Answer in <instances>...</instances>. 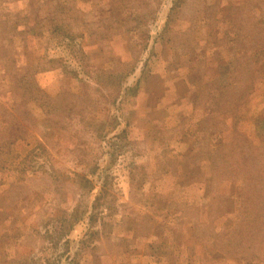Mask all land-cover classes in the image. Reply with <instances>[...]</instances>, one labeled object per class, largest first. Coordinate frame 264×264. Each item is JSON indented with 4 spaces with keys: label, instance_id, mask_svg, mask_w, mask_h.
<instances>
[{
    "label": "rangeland",
    "instance_id": "rangeland-1",
    "mask_svg": "<svg viewBox=\"0 0 264 264\" xmlns=\"http://www.w3.org/2000/svg\"><path fill=\"white\" fill-rule=\"evenodd\" d=\"M0 264H264V0H0Z\"/></svg>",
    "mask_w": 264,
    "mask_h": 264
}]
</instances>
